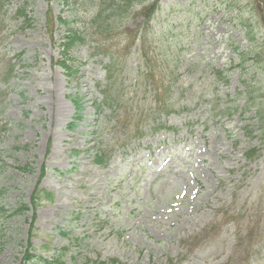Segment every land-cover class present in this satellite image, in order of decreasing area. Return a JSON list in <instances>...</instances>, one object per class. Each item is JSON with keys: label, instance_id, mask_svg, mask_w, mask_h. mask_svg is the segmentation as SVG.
Instances as JSON below:
<instances>
[{"label": "rangeland", "instance_id": "rangeland-1", "mask_svg": "<svg viewBox=\"0 0 264 264\" xmlns=\"http://www.w3.org/2000/svg\"><path fill=\"white\" fill-rule=\"evenodd\" d=\"M97 1L8 0L0 11V264L20 263L32 214L29 252L50 259L63 248L64 264H167L168 258L175 264H264V136L245 131H254L253 112L210 117L216 103L241 106L247 81L261 87L253 96L264 103V0H162L142 75L140 45L109 42L121 50V107L130 97L134 104L115 113L117 124L108 110L97 114L94 107L105 61L75 45L68 54L74 62H67L77 73L68 79L57 63L66 29L55 18L84 30ZM21 9L29 24L17 16ZM133 12L124 34L141 21ZM249 46L257 58L238 66ZM7 62L14 71L4 82ZM214 70L226 72V84ZM145 79L168 86L167 96L147 93L141 105L139 81ZM159 98L174 112L155 120L166 128L154 131L144 119L158 112ZM73 99L82 103L81 119L69 128ZM136 123L145 136L125 137ZM251 149L256 157L247 161ZM98 150L110 155L102 168L92 162ZM26 164L31 173L19 169ZM43 165L40 188L52 202L43 199L34 212L11 215L19 204L30 206Z\"/></svg>", "mask_w": 264, "mask_h": 264}, {"label": "trees", "instance_id": "trees-1", "mask_svg": "<svg viewBox=\"0 0 264 264\" xmlns=\"http://www.w3.org/2000/svg\"><path fill=\"white\" fill-rule=\"evenodd\" d=\"M8 0H0V11L3 10L4 3ZM161 1L162 0H98L97 3L94 5L96 7L95 14L91 17L89 22V27L81 30L80 28L68 29L69 23H67L66 20H64L61 16H57L55 18V22L58 24L59 27H64L66 29V35L63 37V42L60 44V59L57 63L58 66L61 67V69L65 72V75L68 79L72 78L73 75L77 73V68L73 66L72 64H68L67 61L74 62L68 54L69 50L72 49L75 45H81L84 47H87L90 51V58L94 59H100L102 61H105V63L101 62L102 69L105 72V78L104 84H98L97 88L98 91L101 94V100L99 102H94V107L97 112V114H101L102 111L108 110L110 114H112L111 119L115 121V124L119 123V114L122 109H124L127 112V107L133 108V97L129 98V101L127 105H124L121 107L120 100L124 96L125 90H123V85L119 81L120 75L122 72L123 64L122 62H119V55L121 53V50L114 51L111 49V46L108 45L109 42L115 40L118 43H124V39H127L132 46L134 44L140 45V53H138V72L137 74L142 75L145 70L149 66V60L147 59V54L144 51L145 45L149 42L147 40V37L153 40L155 38L156 33L152 26V22L157 14V12L160 10L161 7ZM264 10V8L261 9V11ZM136 12V17L141 18L140 23L137 25L136 29L134 31L128 32L127 34H124L123 32L126 30L127 24L130 22L129 17L132 13ZM263 13V12H262ZM17 16L23 15L24 21L29 24V20L25 17V10L22 9L20 11H16ZM262 20L264 25V14H262ZM243 23V21H241ZM47 24L53 27L52 19L51 17L48 18ZM4 28V21L0 19V42L4 41V36H2ZM264 29V27L262 26ZM254 29V28H253ZM247 34V30H245V35ZM122 38V40H121ZM138 48V49H139ZM245 47V50H243L239 54V62L238 66H242L246 59H253L256 57L254 54V49L251 48L247 50ZM126 50H128V46L126 47ZM257 58V57H256ZM14 66L10 63H6V68L3 70V74L1 76V79L4 82H8L13 74ZM225 71L220 70H214V78L216 80L222 81L223 83H227L226 76L224 74ZM171 73V71H170ZM226 73V72H225ZM142 91L144 92V97L141 100V105L145 103V99L149 98L150 96H147V93L154 92L157 96V92H162V94H165L167 96V92L169 87H158L156 88V84H150L147 79L143 81H139ZM136 85L134 84V88ZM125 89H127L125 87ZM254 90L261 91V87L257 85L256 83H251V81H247L243 83V91L242 95L245 97L244 102L241 106H238L236 104V101L231 102H222L216 103L212 109L210 110V117L213 120H216L217 118L227 117L230 116L231 113L236 114L239 113L240 116H243L249 112H253L255 114V126L254 131H247L249 126H245V131L247 135H250L251 133L258 132L260 135L264 136V103L257 100L256 97L253 96ZM134 97L137 95V91H134ZM136 94V95H135ZM168 100V99H167ZM167 100H160L158 102L159 110L156 113H152L150 116H147L144 119V123L151 122L153 124V130H160L165 129L166 127L164 124H161V122H158L155 120H158L160 116H167L170 113H173L172 109H170L169 103ZM229 101V100H227ZM124 102V101H123ZM74 108H75V118L73 122L69 125V128H72L74 126L75 120L78 121L81 119L80 112L82 110V103L79 99H73ZM129 104V105H128ZM235 109V110H234ZM130 114H125L123 118L124 124L128 122ZM140 118L139 120H141ZM169 129V128H167ZM129 133V134H128ZM128 133H125L124 136H130L135 139H140L145 136V133L142 132L141 126H139V123H136L134 125V130H129ZM254 153V154H253ZM74 155H78V152H73ZM255 152L254 149H251L248 153L245 154V159L247 161H251L255 158ZM110 159V155L106 153L105 150H98L96 151L92 156V162L97 167H105L108 165ZM22 172L25 173H31L33 171V168L26 164L19 168ZM46 173L45 166H41L40 169V175L37 181V184L35 186L34 191L32 192L30 196V206H27L25 204H19L18 207L12 212L11 215H22L29 211L30 209L32 212L36 210V208L41 204L42 200L45 199L46 201L49 200L52 202V195L45 191L44 189L40 188V182L42 178L44 177ZM2 212L6 213L3 209H1ZM250 210H247L246 215H248V219L251 218L249 214ZM243 214V213H242ZM240 214L239 216L241 217ZM245 215V217H246ZM239 217V218H240ZM238 217H235L234 220L239 219ZM34 221V215L32 214L31 217V223L29 224V237L27 240V249L25 250V253L20 261L19 264H64L62 262V258L64 256L65 249H60L59 252L52 255L50 259H46L41 256H35L32 253L29 252V249L31 247L30 241L33 238V223ZM64 235V234H63ZM237 240H240L238 238ZM238 244H241L239 241H237ZM242 247L243 244L241 245ZM245 249V248H244ZM95 264H121L117 260H108L103 262H96ZM167 264H175L174 260L167 259Z\"/></svg>", "mask_w": 264, "mask_h": 264}]
</instances>
